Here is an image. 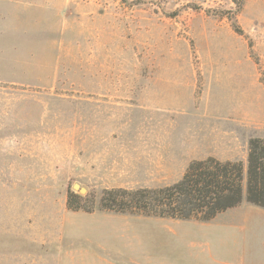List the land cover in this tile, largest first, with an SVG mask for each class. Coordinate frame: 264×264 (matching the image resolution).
Returning <instances> with one entry per match:
<instances>
[{"label": "rangeland", "instance_id": "374dc122", "mask_svg": "<svg viewBox=\"0 0 264 264\" xmlns=\"http://www.w3.org/2000/svg\"><path fill=\"white\" fill-rule=\"evenodd\" d=\"M30 48L0 81V264H69L86 245L69 193L95 209L103 190L170 185L193 160L245 162L264 137V0H31ZM164 136L192 142L180 174L124 166L128 146ZM143 224L127 226L136 264ZM165 226L170 264H264V207L244 199Z\"/></svg>", "mask_w": 264, "mask_h": 264}, {"label": "crops", "instance_id": "0c3cea01", "mask_svg": "<svg viewBox=\"0 0 264 264\" xmlns=\"http://www.w3.org/2000/svg\"><path fill=\"white\" fill-rule=\"evenodd\" d=\"M30 44L31 0H0V81L14 83L19 80L21 63L31 62ZM157 139L159 138L147 137L144 141L146 145L139 152L131 150L132 146H128L130 150L125 153L124 166L130 169L132 166L140 164L146 169V173L172 175L180 174L187 162L195 158L191 150L192 142L187 139L180 140V137L169 138L166 136L161 138V141ZM169 142L174 145H165ZM160 143L164 145L159 146ZM138 156L142 159L140 163L134 161ZM176 181L173 179L170 183ZM82 217V225L77 229L75 240L83 241L86 245L73 251L67 249L62 253L61 258L67 260L69 264H78L76 260L82 262L85 259L92 260L94 264H136V259L130 254L131 240L127 239L130 236L127 228L129 220L136 218L145 223L138 231L140 237L139 264H163V262L167 264L173 259H164V256L158 255L159 250L165 245L163 237L165 225L175 222L178 225L181 221H190L122 214L99 208H95L89 213L84 212ZM149 223L155 224L149 228ZM170 228L172 227L169 226L168 230ZM80 231L81 236L78 237ZM171 232H174L173 228ZM56 239L54 238L53 241ZM122 239L127 241V248L117 245L116 242ZM118 247L124 249L120 250Z\"/></svg>", "mask_w": 264, "mask_h": 264}, {"label": "trees", "instance_id": "16d2710c", "mask_svg": "<svg viewBox=\"0 0 264 264\" xmlns=\"http://www.w3.org/2000/svg\"><path fill=\"white\" fill-rule=\"evenodd\" d=\"M251 45V44H250ZM243 199L264 207V137L247 140L242 160L220 161L212 156L191 161L176 182L157 188L105 189L98 208L143 216L207 222L238 206ZM81 196L69 193V210L92 212Z\"/></svg>", "mask_w": 264, "mask_h": 264}, {"label": "water", "instance_id": "95a60500", "mask_svg": "<svg viewBox=\"0 0 264 264\" xmlns=\"http://www.w3.org/2000/svg\"><path fill=\"white\" fill-rule=\"evenodd\" d=\"M73 187H74V188H78L79 186H78L77 184H75ZM79 190H80V192L85 191V189H84L83 187L79 188Z\"/></svg>", "mask_w": 264, "mask_h": 264}]
</instances>
